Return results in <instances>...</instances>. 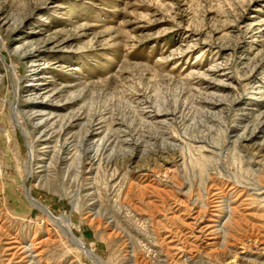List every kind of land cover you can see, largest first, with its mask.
I'll use <instances>...</instances> for the list:
<instances>
[{"label":"rangeland","instance_id":"374dc122","mask_svg":"<svg viewBox=\"0 0 264 264\" xmlns=\"http://www.w3.org/2000/svg\"><path fill=\"white\" fill-rule=\"evenodd\" d=\"M0 264H264V0H0Z\"/></svg>","mask_w":264,"mask_h":264},{"label":"bare ground","instance_id":"6f19581e","mask_svg":"<svg viewBox=\"0 0 264 264\" xmlns=\"http://www.w3.org/2000/svg\"><path fill=\"white\" fill-rule=\"evenodd\" d=\"M41 126H43V125H41ZM61 127H62V125H61ZM65 129V128H64ZM43 129H41L40 127L38 128V131L40 132V131H42ZM63 132V131H62ZM44 133V132H43ZM42 134V133H41ZM45 134V133H44ZM83 137H82V143H83ZM49 142V141H48ZM101 145L100 144H98V145H96V146H94V148L92 147V146H87V148L85 149V152L84 153H87L86 151H89V149H91V148H93L92 150H96V151H98L101 147H100ZM49 147V146H48ZM63 149V148H62ZM61 151V147H59L57 150H56V152H60ZM78 151V150H77ZM80 149H79V151H78V155H80ZM83 152V151H82ZM79 158V157H78ZM53 164V163H52ZM36 205H38V206H40L39 204H37L36 203ZM43 207V206H42ZM45 209V208H44ZM45 211H47L46 209H45ZM48 212V211H47ZM50 214V213H49ZM58 224H59V226H62L61 225V223L60 222H58ZM64 234L66 235V236H68L70 239H71V241H73V240H75L73 237H72V235L70 234V232L66 229V227H64ZM80 241H77V243H79ZM80 247V249H82L83 251H85L86 252V254H88V255H91V256H93V253L89 250H86L85 248H82V245H80L79 246Z\"/></svg>","mask_w":264,"mask_h":264},{"label":"water","instance_id":"95a60500","mask_svg":"<svg viewBox=\"0 0 264 264\" xmlns=\"http://www.w3.org/2000/svg\"><path fill=\"white\" fill-rule=\"evenodd\" d=\"M27 191H28V189H27ZM76 245V244H75ZM77 246V245H76ZM78 247V246H77ZM82 248H84L83 246H82Z\"/></svg>","mask_w":264,"mask_h":264}]
</instances>
